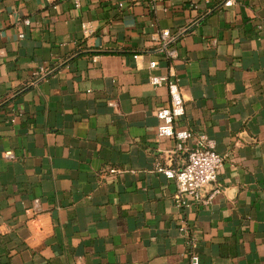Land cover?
<instances>
[{
	"label": "crops",
	"instance_id": "1",
	"mask_svg": "<svg viewBox=\"0 0 264 264\" xmlns=\"http://www.w3.org/2000/svg\"><path fill=\"white\" fill-rule=\"evenodd\" d=\"M224 1L0 0V264H264V0ZM150 74L225 156L210 205L157 170L188 151L158 135Z\"/></svg>",
	"mask_w": 264,
	"mask_h": 264
},
{
	"label": "built area",
	"instance_id": "2",
	"mask_svg": "<svg viewBox=\"0 0 264 264\" xmlns=\"http://www.w3.org/2000/svg\"><path fill=\"white\" fill-rule=\"evenodd\" d=\"M50 4H54L57 0H47ZM75 8H81L85 0H71ZM235 0H225L226 6H231ZM26 23H29L26 20ZM85 32L90 30L84 25ZM21 37L24 34H20ZM154 40L160 41L161 52L166 57L176 56V50L170 47L175 40L170 30H162L158 36L153 37ZM158 66V61L150 62V68L154 69ZM47 68L40 67L34 72V76L42 79L49 74ZM150 83L155 86H166L170 94V105L160 107L156 111V116L160 120L157 128L160 137H170L177 141L179 150L186 149L188 151V159L186 164L181 168H166L160 163L156 164L157 170L165 174L169 179H173L177 185V192L174 195L178 206H190L192 203L201 205H210L215 197L222 192V186H216L210 193H204L205 187L216 182L220 169L223 165L225 156L216 150V142L205 133H195L189 128L178 127V121L186 114V105L184 97L181 93L179 78L175 75H155L150 74ZM12 155L11 152L7 153ZM111 172L116 170L111 169ZM185 228L182 227L181 230ZM191 245H196L195 240H190ZM191 264H200V256L196 252L190 256Z\"/></svg>",
	"mask_w": 264,
	"mask_h": 264
}]
</instances>
